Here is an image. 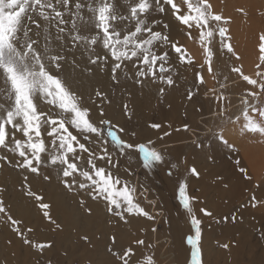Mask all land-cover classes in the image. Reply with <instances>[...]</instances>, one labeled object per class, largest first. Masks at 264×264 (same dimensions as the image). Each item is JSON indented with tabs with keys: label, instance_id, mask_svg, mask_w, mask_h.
<instances>
[{
	"label": "snow or ice",
	"instance_id": "obj_1",
	"mask_svg": "<svg viewBox=\"0 0 264 264\" xmlns=\"http://www.w3.org/2000/svg\"><path fill=\"white\" fill-rule=\"evenodd\" d=\"M154 14L170 17L177 34L173 36L170 25ZM230 21L222 11L214 9L211 0H0V168L12 167L42 176L45 181H51L54 172L66 190L85 191L93 201H103L107 212L121 221L127 223L132 216L155 220L137 201L133 173L119 175V161L114 156L130 158L139 153L144 167L149 168L163 164L165 155L153 146L154 140L140 142L136 132H129L106 116L104 104L111 103L106 93L97 89L95 98H85L73 88L67 69H79L86 59L83 72L90 74L93 67L101 71L107 68L114 83H119V72L126 78L135 77L137 84L151 80L172 86L173 65L196 67L186 44L181 43L183 39L199 44L203 62L195 76L199 84H204L203 70L213 73L222 60V50L229 59H242L231 43L226 27ZM259 40L260 63L256 65L255 78L246 75L242 65L231 68L248 85L241 96L240 115L233 119L226 107H220L216 114L226 117L225 122L237 128L239 135L264 141V33ZM215 99L222 104L227 97L219 93ZM127 107L124 105L125 110ZM149 127L158 130L162 126L152 123ZM188 127L184 125L185 130ZM168 135L164 131L158 139ZM219 138L225 145L235 147L222 131ZM177 167L171 163L172 169ZM239 171L251 179L247 169ZM190 172L200 175L195 167ZM28 175L24 176L25 182ZM27 195L34 198L50 223L61 227L51 216V205L31 191L30 185ZM178 198L195 230L187 237L190 264H202V221L195 215L196 197L189 195L186 180L179 182ZM87 211L90 214L91 208ZM200 211L212 215L206 208ZM0 213L30 245L32 242L24 236L27 226L22 228L21 221L12 218L2 199ZM112 240L115 243V237ZM135 243L145 245L142 239ZM45 246L51 245H38ZM114 255L119 264H157L154 253L137 256L131 247Z\"/></svg>",
	"mask_w": 264,
	"mask_h": 264
},
{
	"label": "bare ground",
	"instance_id": "obj_2",
	"mask_svg": "<svg viewBox=\"0 0 264 264\" xmlns=\"http://www.w3.org/2000/svg\"><path fill=\"white\" fill-rule=\"evenodd\" d=\"M234 1L230 2V4H232ZM243 1L247 2V3H248V1L251 2L250 3L251 5L249 7H251L250 10H252V11H250V13L251 12L255 13L257 11H261L263 13V16H264V0H243ZM244 2H241V3L244 4ZM219 3H220V1H219ZM215 4H217V3H215ZM243 4H241V5H243ZM224 6H225V4H224ZM233 6H234V3L232 4V7ZM235 6H236V3H235ZM216 7H217V5H216ZM216 7H215V10H216ZM228 8H230V7H228ZM236 8L234 7V9H236ZM241 8L243 9L244 6H241ZM223 11H224V9H223ZM228 11H229V9H228ZM227 15H229V13ZM232 16H234V15H232ZM235 17L239 18L238 16H235ZM161 19H165V16H162ZM165 22H167V21H165ZM235 22L237 23V21H235ZM261 22H262L261 27L264 29V20L262 19ZM234 24H232V25H234ZM253 28H250V29L253 30ZM170 30H171V33L173 36H175L177 34L176 33L177 30L175 32V27H173V25L170 28ZM247 30H245V31H247ZM252 30H251V32H253ZM232 31L236 32L235 28H233ZM248 32H249V30H248ZM248 32H246V33H248ZM259 32H261V31L258 30V33ZM242 33H243V31L240 33V35ZM243 34H245V33H243ZM251 34H253V33H251ZM240 35L238 34L237 36L236 35H234V36H236L237 39H239V37L242 39V36H243V39L246 38L248 40L250 38L252 39V37H253V35L250 37L249 33H248V36H249L248 38H247V36L244 37V35H242V36H240ZM258 39H256V40H258ZM248 40H244L243 42L246 43L245 41H248ZM250 41L252 42V40H250ZM184 42L185 41L182 39L181 43L183 44ZM238 42L240 45L242 40L239 39ZM243 42L241 45H243ZM251 42L246 43L249 45V46L247 45V48L249 50L247 51V49H246L245 54H243L244 56L241 55L242 59L239 61L240 63L236 64L234 61H232V62H234V65L236 64V66L242 65V70L244 71V73L247 75H251V76H253V78H255V72L257 71L256 65L259 62L260 52H259V45L256 46V48L254 50L253 48L255 47V45L257 43L254 44L255 43L254 42L251 44ZM186 46L190 52L189 55L193 56V58L195 60L200 61V62H198L199 64L202 63L203 62L202 52L195 48L193 42L188 41ZM244 49L245 48H243V50ZM237 53H238V51H237ZM194 59H193V62L196 65L195 68H193L191 66H185L184 64H179L178 66L173 65L175 67V71H174L175 73L173 74V79H174V82L176 84L177 89L175 88L172 92L170 90H168V91H170L169 93H172V95H170L168 98H166L165 101H163L164 103L160 102L162 104H158L159 107H157V108L154 107L155 105H153V107H151V103L152 104H153V102L155 103L157 96H159V94H161V93H159V90L161 89V87H159L160 83H157V82L154 83L151 80H146L141 85V84L136 83L135 77L126 78L123 74H121L119 72L117 73L118 80L119 79H125V81H127V83H128V85H127L128 86V93H127L128 94L127 95L128 96V104H130V102H131L133 108L137 106L136 103H138V102L136 99L137 98L140 99V97L142 96L141 95L142 93H143V96H146V98H145L146 103H144L143 99H142L143 102L142 103L140 102L141 104L144 103L140 113H142V115L144 114V117H145V115H146V117L148 116L147 121H149L150 112H152L153 108L159 109L158 115L160 118H162L164 116V114L166 115L169 111H173L175 113V115L178 114L180 116V114H182L184 116L183 120H186V121L181 123L182 126H179L177 129H175V128L168 129V127L166 128V125L161 127V130L165 131L168 129L167 131L170 133V135L165 136L164 139L161 141H164V142L173 141L174 142V141H178V140L180 141V140L189 139V134H187L188 131H186L184 129V125H188L189 126L188 128L195 126V122H194L195 118L197 116L199 117V115H202V114H205L206 112H209L211 110L212 102H213V104H215V111L216 112L219 111L221 105H224V104L227 105V103L230 102V99H229L226 103L223 102L221 104V103H218L216 101V99H211V98L209 99V97L206 98V97L202 96L203 91L205 90L204 86H206L207 88H209V87L211 88L215 84H218L217 89H219V88L220 89L217 91L215 89L214 90V91H216L215 93H214V91H212L213 94L228 93L229 92L228 90L230 88L229 89L224 88V83H222L223 80H226L227 82L231 80L230 70L226 72L228 67L225 70V67H220V65L218 63L217 65H219L220 68L214 67V71L211 74L208 73L206 69H204L203 74L206 78V85L205 84H199L197 82V79L195 76L196 71L199 70V64H197ZM224 59H226V57ZM234 60H235V58H234ZM86 64H87V61L85 59V61L81 63L79 69H76L75 71H73V69L71 67H69L67 69L69 84L73 88L82 92L84 94L85 98H87L90 95L93 96V98H95L94 93H95V90H97V89H99L102 92H105L107 94V97H109L108 91H109L110 85H108L109 83H107L108 78L112 82L111 74H110L109 70L107 68H105V70H103L105 72L104 73L101 70H99L98 68L93 67L91 73L88 74V73H85L82 71V69L86 66ZM232 65L230 66L231 68H232ZM221 72L223 73L222 76H220ZM129 75L131 76V73H129ZM183 76H187V78L190 77L191 81L189 80V78L187 80L184 79L185 77L183 78ZM233 77H234V79L235 78L238 79L239 75L235 74ZM181 78L184 80V82H183V80L181 81ZM189 81L191 82L190 88H192L191 99L188 98L189 96L186 93V90L189 88V86H187V84H189ZM226 81H225V83H226ZM235 81H236V83H235V85H236L238 80H235ZM113 83H112V85L115 84V86H116L117 83H114V84ZM120 85H119V87H120ZM221 85H223V87H221ZM117 87H118V85L115 88H117ZM167 87H169V86H167ZM246 87H248V86H246ZM238 88L240 89V92H241V89H244V90L247 89V88H243V84L239 83V85H236L234 87V89L232 88V90H235V92H238ZM110 95H112L111 92H110ZM143 96H142V98H143ZM236 96H238V94H236ZM113 97L114 96H112V98ZM214 98H215V96H214ZM160 100H161V98H160ZM163 100H164V98H163ZM232 100H237L239 103L240 99L232 98ZM145 105H147V106L145 107ZM148 107H149V111L146 112ZM238 107L240 109V108H242V105H240V103H239L237 105V108ZM104 110H105V112L107 111L105 104H104ZM235 113H237V109H236ZM111 117L113 118L112 115H111ZM215 119H217V118H215ZM144 120H145V118H144ZM150 121L152 122V119ZM114 122L121 125V120L120 121L119 120L114 121ZM137 124L140 126L142 123H141V121L138 120ZM168 124H167V126H168ZM170 124H174V123H170ZM169 126H171V125H169ZM226 132H234V134L227 133L229 135H224V138L227 139L230 144H234L235 147L234 148L229 147V146L225 145L222 141L217 142V141H214L213 139H209L208 141H203L200 149H203L205 151L207 157L209 158V161H207V163L205 162V165H203V166L200 165L201 163L196 162L194 154H189L187 156L178 157L179 149H173L172 150V156L174 158L173 159L174 161L171 162V161L165 160V162L163 164H161L162 173H164L166 170L172 172V175H167L166 173H164L165 175H162V177H161L162 179L159 180V182H163V184H161L159 186L157 185L158 190H159V194H160V199H161L160 200L161 206L163 209H165L167 214H169V215L173 214V216L174 215L178 216L179 220H181V219L185 220V222L184 221L183 222L182 221H173V220H168L166 222L167 223L166 228L171 229L170 230V235H171L170 240L172 242L171 241L170 242L173 243L174 250L178 252L179 259H180L182 264H186L187 255L189 253L188 251H189V249H191V246L187 244L186 237L189 235H194L195 230H194V228H192L191 223L189 222V219H187L186 210L183 209L182 205L179 202L177 182L180 178V170H181V173L183 174L185 180L188 182V193H189V195L195 197L194 189L196 187H203V188L207 187L206 189H209V188H217L218 189V188H220L224 184V181H225L224 169H227L229 167H230L231 173L233 175H235V178L237 179L238 186L235 187L233 194L231 193L232 196H229L228 198L226 197L227 199L224 200L223 206L216 207V208L213 207L214 211H213L212 215L208 218H205L198 211V210H200L201 203H199L196 199L193 201V207L195 209V215L198 219H200L202 221V223H201L202 237H201V245H200L201 250H202L201 251L202 252V264H204L205 260H207L208 258L212 259V256L214 254H216V257H217V255H222V251L219 248L220 246H219V242H218L220 238L224 239L223 242H225V240H226V243L228 241V244L230 243V245H231V249H228V250H230L229 254H225L226 260L224 261V264H261V263H258L259 261L254 262V258L252 257L254 254L253 255L249 254L248 251H250V250H248L247 252L242 250V246L240 244V242H241L240 238L242 237L241 239H243L246 236V232L242 229L243 226L241 227V224H242V222H244V220H248L250 218L254 219L255 225H256L254 233H253V237L258 239L259 233H261V236H264V141H260L257 138L247 136V135L246 136L239 135L237 128L233 127L232 124H230L226 128V130L223 131V133H226ZM142 133H144V134L143 135L142 134L137 135L139 138V141H145V143H147V141L149 139H152V138L155 139V134L152 131H146V132L143 131ZM188 133H190V132H188ZM192 137H195V136H192ZM160 145H162V144H160ZM233 149H234V151H233ZM229 151H230V153H229ZM161 153L164 154L163 151ZM196 157H199V155L196 154ZM231 159H234V161ZM171 160H172V158H171ZM210 160H211V162H210ZM236 161H239L238 165H237ZM171 163H176L178 165V167L176 169H172ZM192 167H195L197 169V171L200 174L199 177L193 176L191 174L190 169ZM240 168L247 169V173L251 177L250 180L246 179L244 174L239 171ZM25 175H28V174L24 173L22 170H16V171L13 170L12 171V170L6 169L5 167L0 168V189H3V191H0V199H2L4 201L5 206L10 209V214H11L12 218L20 220L22 228H24L25 225L27 226L26 228H24V234H25L27 239H29L30 241L33 242L32 239L40 240V235L38 238V236L35 235L36 236L35 237L32 232L27 231V228H31V223H32L33 217H37V220L35 223H37L40 226H43L46 223H49V224H52V223L47 222L49 220L46 221L44 218L39 216L41 209L38 207L34 198L28 196L27 192H21L19 190V188L21 187L20 184L25 182L24 181ZM55 180H56V178H55ZM38 181L39 180L36 179L35 175H28V180L25 183L27 185H30L31 191L36 192L39 195H42L44 200L51 205V209H50L51 216L56 221V223L61 226L60 228H56V226L54 224H52V228L55 229V232L59 233L55 239L56 246L61 248L65 244L64 240L67 239V237L64 239V237L60 233L65 232L66 228L71 227V229L73 228V229H75V231L76 230L77 231L78 230L85 231L86 233L90 234L89 240H88L90 244L89 245L82 244V248L84 246V248L87 251V254H86L87 256H85V258L82 259V261H84V264H109L110 258L108 256H104L103 253H104V250H106L109 247L110 241H108V240L107 241L105 240L103 242L99 241L100 242L99 243L97 240V235L99 232V231H97V227L98 226L100 227V225H99L100 219H102V215H100V212H99L100 209L98 210L94 206L95 205L94 203H93L94 205L90 204L91 206L88 204L82 205L80 203V201L84 199V195H83L84 192L83 191H79V192L68 191L67 193L69 195V198H67L66 203L63 204L61 201H57L53 198V195L57 194V187L60 184V182L56 181L57 183H52L51 185H49L48 191L44 192V187H45L44 184L38 185L37 184ZM173 182H175L176 186L173 185ZM228 182H230V181H228ZM167 183H170V185L167 186ZM246 193H248V194L246 195ZM253 195H255V198H256L255 201L252 200ZM10 196H12V198ZM14 199H16L17 201H14ZM89 200H90V198H89ZM239 201L241 202L240 203L241 205L240 204L239 205L240 206L244 205V206L240 210L238 209L239 208L238 207L237 208L238 211L236 213H234L233 207L236 203L238 205ZM213 204H215V203H213ZM211 206H212V204H211ZM88 208H91L90 214L87 211ZM210 212H211V210H210ZM228 213H232V214H229V215H231V219H225V218H227V216L225 214H228ZM2 220H4V221H2ZM32 226H33V223H32ZM244 226H246V225L244 224ZM34 227H35V225H34ZM34 227H32V228H34ZM0 228L3 230V232H4V230L6 231L7 229L12 228L11 223L7 219V216L3 213H0ZM251 229H252V227H251ZM12 234H11V236L7 235V239L9 237L13 238ZM141 235H142V233H141ZM76 236H78V235H76ZM152 236L154 237V235H152ZM71 237H73L72 234H71ZM129 237H131V236H129ZM4 238H6V236H4ZM123 238L124 237H122V240L117 239V240H119L118 242L124 243ZM7 239L4 240L3 251L9 252L10 253L9 256L12 255V257L13 256L15 257L19 251V250L17 251V249L20 248V246L15 244V243H10L9 241H7ZM42 239L46 240L47 237L46 236L42 237ZM125 242L127 243V241H125ZM232 242H234V244H232ZM6 245L10 247L11 251H9L5 247ZM125 245L123 244V246H125ZM135 245H136V243H135ZM248 246H250V245H248ZM143 247H145V246H143ZM226 249L227 248H225V247L223 248V253ZM183 250L187 253V255L185 253L186 257H185V255H183V253H184ZM145 251H147V250H145ZM3 254H6V253H3ZM139 255H141V254L139 253ZM62 256H63V254L60 251H58L57 252V258L60 259ZM110 257H111V254H110ZM80 258L81 257H78V260H80ZM111 258L113 260L114 257H111ZM185 258H186V260H185L186 262L184 261ZM214 258H215V256H214ZM262 260L264 261V258ZM115 261H116V259H115ZM209 261H211V260H209ZM217 261L214 260L213 263L211 262L209 264H222V263H219ZM219 261H221V259ZM114 262H112V264Z\"/></svg>",
	"mask_w": 264,
	"mask_h": 264
},
{
	"label": "rangeland",
	"instance_id": "obj_3",
	"mask_svg": "<svg viewBox=\"0 0 264 264\" xmlns=\"http://www.w3.org/2000/svg\"><path fill=\"white\" fill-rule=\"evenodd\" d=\"M219 1H220V3H219ZM229 1L230 0H227V1L226 0L225 1L224 0H211V3L215 7L217 5L216 10L218 9V10L222 11L223 14L226 17H230L231 18L230 23L227 24V26L229 27V29L231 31L230 32V35L232 37L231 43L233 44L235 50L238 51V54L240 56L241 55L244 56L243 54H245L246 49H247V51L249 50L247 48L248 44H246V43H248V42L250 43L251 42L250 40H252L251 44L254 43V42H255L254 44L257 43L255 45V47L253 46L254 50H255L256 46L259 45V43H260V40L258 39L260 37L259 35H261V33H264V29L261 27V25H262L261 24L262 23L261 20L262 19L264 20V16H263V13L261 11H257L255 13L254 12L250 13V11H252V10H250L251 7H249V6L251 5L250 4L251 2H249V1L247 3V2H244L243 0H235L236 2L234 0H231L230 2L234 1L233 2L234 3L233 7H232L233 3L230 4ZM226 2L227 3L229 2V3L227 4ZM241 2H244V4L241 3ZM215 3H217V4H215ZM235 3H236V6H235ZM224 4H225V6H224ZM241 4H243V5H241ZM241 6H244L242 12L238 11V8L242 9ZM215 7H214V9H215ZM228 7H230V8H228ZM234 7L235 8L237 7L236 8L237 10L234 9ZM227 8L229 9V11H228ZM223 9H224V11H223ZM228 13H229V15H227ZM232 15H234V16H232ZM157 16H158V19H160L162 23H168L170 25V28L173 25V27H175V32H176V24H174L175 22H173V20L170 17H165V19H161L162 15H157ZM235 16H238L240 19L235 17ZM165 21H167V22H165ZM235 21H237V23ZM232 24H234V25H232ZM233 28H235L236 32L232 31ZM250 28H253V30L250 29ZM247 29L249 30V32H248ZM245 30H247V31H245ZM251 30L253 32H251ZM258 30H260L261 32L258 33ZM238 31L240 33L243 31V33H245V34L242 33L240 35V33ZM246 32H248L250 34L249 35L250 37L253 35L252 39L251 38L249 40L246 39V38L243 39L242 35H244V37L247 36V38L249 37L248 33H246ZM250 32L253 33V34H251ZM238 34L240 36H242V39L238 36L239 39L242 40V42L244 40H248V41H245L246 43L243 42V45H241L242 44V42H241L240 45H239V42H238L239 39L236 38V36ZM234 35H236V36H234ZM256 39H258V40H256ZM187 42H184L183 44H187ZM190 42H193L195 48L197 50H200L199 44L197 42H194V41H190ZM243 48H245V49L243 50ZM189 54H190V52H189ZM220 55L222 57V60L219 62V65H220V67H225V70L228 67L226 72L229 71V70L231 72V67L230 66L232 64L234 65V62L236 64L240 63L239 61H235L234 58L229 59V57L224 54L223 50L221 51ZM225 57H226V59H224ZM192 58H193V56H192ZM232 61H234V62H232ZM195 62L197 64H199L198 62H200V61L195 60ZM259 63H260V60H259V62L257 64H259ZM236 64L234 66H236ZM219 65L216 64L215 67L220 68ZM233 65H232V67H234ZM262 67H264V66H262ZM174 71H175V67H174ZM102 72H104V71H102ZM230 74H231V76H230L231 80L228 81V82L226 80H223V82H222V83H224V88H226V89L230 88L228 90L229 91L228 93H223L224 96L227 97V100L224 101V103H226L229 99H230V102L227 103V105L224 104V105H221L220 107H226L228 115H231L232 118L235 119V117L237 115H240V113H241V109L242 108H240V109H239V107L237 108V105L240 103L241 96H242V94L244 92V89H241V92H240V89L238 88V92H235V90H232V88L234 89V87L236 85H239V83L243 84V88H248V87H246L248 85L240 77H239L240 79L239 78L238 79L237 78L234 79L233 76L235 74L237 75V73L231 72ZM222 75H223V73L221 72L220 76H222ZM203 76H204V74H203ZM183 78L186 79V80L189 78V80H190V77L187 78V76H183ZM182 80L183 79L181 78V81ZM204 80H205L204 84L206 85L205 76H204ZM235 80H238L236 85H235V83H236ZM108 81H107V83H109L108 85H110V88H109V91H108L109 92V97H107V98H108V100L111 101V103H105V107L107 109V111L105 112L106 116L108 118H110L111 120H113V121H118V120L120 121L121 120V125L126 130H128L129 132L134 131V132L137 133V135L138 134L139 135H141V134L143 135L144 134V133H142L143 131L144 132L152 131L155 134V139L152 138V140H154L155 143H156L153 146L158 151H160V152L163 151L164 152V155L166 157L165 160H168V161H171V162L174 161L173 160L174 158L172 156V150L173 149H179L178 157H181V156L183 157V156H187L189 154H194L196 162L197 163H201L200 164L201 166L205 165V162L207 163V161H209V158L207 157L205 151L203 149H200L202 142L203 141H208L209 139H213L214 141H217V142L221 141V139L219 138V133L221 131L223 132L224 130H226V128L230 125V123H226L225 122L226 117L221 118L220 116L215 114L217 112L215 111V104H213V102H212L213 106L211 105V110L209 112H206L205 114L199 115V117L197 116L195 118V120H194L195 126H192V127L188 128V130H186V131L190 132V133L187 132V134H189V139L180 140V141L178 140L179 142L178 141H174V142L173 141H169V142L161 141V140L158 139V136L162 135L164 130L152 129V128L149 127L150 124H152V123H160L161 126L166 125V128L168 127V129H171V128L177 129L179 126H182L181 123L186 121V120H183L184 116L182 114H180V116L178 114L175 115V113L173 111H169L166 115L164 114V116L162 118H160L159 115H158L159 109H156L157 107H159L158 104L164 103L163 101H165L166 98H168L170 95H172V93H169L170 91L172 92L175 88L177 89L175 82H174V84L172 86L167 87V85L165 86L164 84L160 83L159 81H156L157 83H160L159 87L164 88L165 92L161 93L160 90H159V93H161V94H159V96H157V98H156L155 103L156 102L157 103L156 104L154 102H153V104L151 103V107H153V105H155L154 107H156V108H153L152 112H150V116L149 117L152 119V122H151L150 118H149V121H147V117L148 116L146 117V115H145V117H144V114L142 115V113H140L141 109L143 107V104L146 103L145 102L146 96H143V93L141 94L143 96V98H142V96L140 97V99L137 98L136 99L137 102H138V103H136L137 106L133 108L131 102H130V104H128V96H127L128 95L127 94L128 93V86H127L128 83H127V81H125V79H119L120 83L116 84V86L118 85L117 88H115L116 87L115 84L113 83V81L111 82L109 80V78H108ZM190 81H189V84H187V86H189V88L186 90V93L188 94V96H189L190 93H192L191 92L192 88H190L191 87V84H190L191 82ZM225 81H226V83H225ZM183 82H184V80H183ZM112 83L114 85H112ZM119 85H120V87H119ZM217 88H218V84L213 85V87H211V88L210 87L207 88L206 86H204L205 90L203 91L202 96L206 97V98L209 97V99L210 98L211 99H215L214 96L216 94H213V92L210 91V90H212V89L215 90L216 89V91H217V90L220 89V88L219 89H217ZM168 90H170V91H168ZM216 91H214V93ZM110 92L112 93V95H110ZM236 94H238V96H236ZM112 96H114L116 99L114 97L112 98ZM162 97L164 98V100H163ZM160 98H161L162 101L160 100ZM232 98L240 99L239 103H238L237 100H232ZM142 99L144 100L143 104H141L143 102ZM160 102H162V103H160ZM124 105L128 106L127 110H125ZM240 105H242V104L240 103ZM146 106L147 105H145V107ZM242 107H243V105H242ZM236 109H237V113H235ZM148 111H149V107L147 108L146 112H148ZM107 113L108 114L110 113V114L108 115ZM111 115L113 116V118L111 117ZM144 118H145V120H144ZM215 118H217V119H215ZM138 120L141 121V123H142L140 126L137 124ZM169 122L170 123H174V124H170ZM167 124H168V126H167ZM169 125H171V126H169ZM209 129H211L212 131H209ZM167 130H165V131H167ZM227 133L234 134V132H226V133H224V135H229ZM192 136H195V137H192ZM140 142H144L145 143V141H140ZM160 144H162V145H160ZM233 151H234V149H233ZM229 153H230V151H229ZM196 154H198L199 157H196ZM171 158H172V160H171ZM114 160H118L119 161V165H118V174L119 175H121L122 177H125L127 175V172H132L133 173V181L136 183V186H137V193H136L137 201L141 204V206L146 211L150 212V214L155 216V220H149V219H147L146 217H143V216H132L127 223L124 222V221H121V220H119V218L111 216L107 212L106 207H105V203L103 201H95L94 202L92 199L89 200V196L87 195V192L83 191L84 192V194H83L84 195V199L83 200L85 201L83 205H86V204L90 205V204L94 203L95 205L94 204L93 205L98 210L100 209L99 212H100V215H102V219H100V224H99L100 227L99 226L97 227V231H99L98 235H97V240H98V242L99 241L103 242L105 240L106 241L107 240L110 241L109 242V247L106 250H104V253H103L104 256H108L110 258L109 264L110 263L112 264V262H114L115 259H116V261H115L116 263L114 262L113 264H119V261H118L117 257L114 255V252L120 251V250H123V249H127L129 247L133 248V250L135 251L137 256H140L139 253L140 254L143 253L145 257L148 254L150 255V254L154 253V259L156 260L157 264H182L180 259H179L178 252L174 250L173 243H171L172 242L170 240L171 239V235H170V230L171 229L166 228V224H167L166 222L168 220L182 221V222L184 221L185 222V220H183V219L179 220L178 216H176V215L173 216V214H170V215L167 214L165 209H163L162 206H161L160 194H159V190H158V187H157V185L159 186V185L163 184V182H159V180L162 179L161 178L162 175H165L164 173L169 175L168 174L169 171L166 170L164 173H162L161 164H154L153 166H151L149 168H145L144 165H143L142 157H141V155L139 153H135V154L131 155L130 158L129 157H122V156H119L117 154V155L114 156ZM231 160L234 161V159H231ZM210 162H211V160H210ZM5 168L8 169V170H12V171L13 170H15V171L18 170V169H14V168L8 167V166H5ZM42 171H44V170H42ZM224 173H225V181H224V184L220 188H218V189L217 188L206 189L207 187L206 188L196 187L194 189V194H195L196 200L199 203H201L200 209L201 208H206L208 211L211 210V213H213L214 208L223 206L224 205V200H226L229 196H232L235 187L238 186L237 179L235 178V175H233L231 173L230 167L227 168V169H224ZM35 177H36L37 180H39L38 183H37L38 185L39 184H44V186H45L44 187V192L48 191V187L52 183H57L56 181L60 182L57 179V177H56L54 172H52L51 181H45L42 178V176H36L35 175ZM55 178H56V180H55ZM181 180H185V178H184V176H183V174L181 173V170H180V178H179V180L177 182V185H179V182ZM228 181H230V182H228ZM20 185H21V187L19 188V190L21 192H27V186L28 185L25 182H23ZM169 185H170V183H167V186H169ZM173 185L176 186L175 182H173ZM144 189H147V191L144 193V195H141V192H143ZM68 191L69 190H66L63 187V185L60 183L58 185V187H57V194L53 195V198L55 200L61 201L63 204H65L66 201H67V198H69V195L67 193ZM247 194L248 193H246V195ZM10 197L12 198V196H10ZM14 201H17V200L14 199ZM213 203H215V204H213ZM240 203L241 202L239 201L238 205ZM211 204H212V206H211ZM238 205H237V203L234 205V207H233V212L234 213H236L238 211V209L240 210L244 206V205L240 206L241 204L239 206ZM198 211L205 218L210 217V216L204 215L200 210H198ZM229 214H232V213L225 214L227 216V219H231V215H229ZM39 216L44 218L46 221L48 220L47 218L44 217L42 210L40 211V215ZM187 219H189V222H190V217L188 215H187ZM36 220H37V217H33V219H32L33 226H32V223H31V229H32L31 232L34 234V236L35 235L38 236V238H39V235H40V240L41 241L38 240V239H36V240L32 239L33 242L31 241L32 243L30 245L29 244H25L24 243V239L21 238L20 236H18L16 234V232L12 228L7 229L6 231L4 230V232L0 228V264H84V261H82V259H84L85 256H87L86 255L87 251L84 248V246L82 248V244H84V245L85 244L86 245L90 244L89 241H88L89 240V236H90L89 233H86L85 231H82V230H78V231L76 230L75 231V229H73V228L71 229V227H68V228L65 229V232L60 233L64 237V239L66 237H67V239L64 240L65 244L64 243H63L64 245L62 244L63 247L59 248L55 244V242H56L55 239H56V237H57V235L59 233L55 232V229L52 228V224L46 223L45 225L40 226L37 223H35ZM2 221H4V220H2ZM47 222H49V221H47ZM244 224L246 226L247 225L248 226L246 227V226H244ZM34 225H35V227H34ZM255 226H256L255 225V221H254V219H251V218L248 219V220H244V222H242L241 227L246 232V236L243 239H241L242 237L240 238V241H241L240 244L242 246V250L243 251L247 252L248 250H250L251 252L248 251L249 254H251V255L254 254L252 256L254 258V262L255 261L256 262L259 261L258 263L263 264L264 261L262 259L264 258V236H261V233H259V238L258 239L253 237ZM32 227H34V228H32ZM251 227H252V229H251ZM152 228H155L156 231L153 232L151 230ZM141 233H142V235H141ZM11 234H12L13 238L9 237L7 239V235L11 236ZM71 234H72L73 237H71ZM76 235H78L79 237L76 236ZM152 235H154V237ZM4 236H6V238H4ZM24 236H25V234H24ZM45 236L47 237V239L43 240L42 237H45ZM129 236H131V237H129ZM84 237H87V240H85ZM112 237H115V243H113ZM122 237H124L123 238L124 243L123 242H118L119 240H122ZM187 237H186V241H187ZM25 238H26V236H25ZM6 239L10 243H15V244L20 246V248L17 249V251L18 250L19 251H18V253H17V255L15 257L14 256L12 257V255L9 256V254H10L9 252H6V251L4 252L3 251V244H4V240H6ZM117 239H119V240H117ZM138 239L144 240L145 241V245H135V241H137ZM220 239H219L218 242H219V246H220L219 248L222 251V255H217V257H216V254H214L212 256V259L208 258L211 261H209L207 259V260H205L204 264H209L211 262L213 263L214 260L215 261L218 260L217 262L224 264V261L226 260L225 254H229L230 250H228V249H231V245H230V243L228 244V241L226 243V240H225V242H223L224 239H222V238H220ZM125 241H127V243ZM48 244H50L51 246L50 247L45 246L43 248L38 247V245H48ZM123 244L124 245L126 244L125 245L126 247L123 246ZM225 244H227L229 246L227 247V249L223 253V248H224L223 245H225ZM232 244H234V242H232ZM149 245L151 247H147ZM200 245H201V241H200ZM248 245H250V246H248ZM143 246H145V247H143ZM5 247L9 251H11L9 246L6 245ZM145 250H147V251H145ZM58 251H60L63 254V256L60 259L57 258V252ZM183 252H184L183 255H185L186 252L184 250H183ZM188 252H189L188 255L186 253L187 262L185 261L186 258L184 259L186 264H190V261H191V257H190L191 256L190 255L191 254V249H189ZM3 253H6V254H3ZM110 254H111V257H114L113 260L110 257ZM186 255H185V257H186ZM214 256H215V258H214ZM78 257H81L80 260H78ZM220 259H221V261H219Z\"/></svg>",
	"mask_w": 264,
	"mask_h": 264
}]
</instances>
